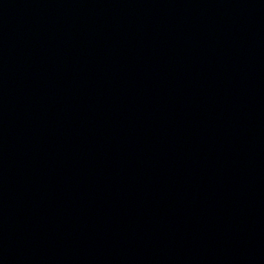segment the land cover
<instances>
[{
	"label": "water",
	"instance_id": "water-1",
	"mask_svg": "<svg viewBox=\"0 0 264 264\" xmlns=\"http://www.w3.org/2000/svg\"><path fill=\"white\" fill-rule=\"evenodd\" d=\"M0 264H264V0H0Z\"/></svg>",
	"mask_w": 264,
	"mask_h": 264
}]
</instances>
